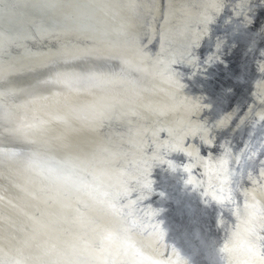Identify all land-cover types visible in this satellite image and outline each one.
<instances>
[{"label": "bare ground", "instance_id": "obj_1", "mask_svg": "<svg viewBox=\"0 0 264 264\" xmlns=\"http://www.w3.org/2000/svg\"><path fill=\"white\" fill-rule=\"evenodd\" d=\"M11 1L0 102L57 151L0 165V264H264V0ZM70 55L120 70L7 100Z\"/></svg>", "mask_w": 264, "mask_h": 264}, {"label": "water", "instance_id": "obj_2", "mask_svg": "<svg viewBox=\"0 0 264 264\" xmlns=\"http://www.w3.org/2000/svg\"><path fill=\"white\" fill-rule=\"evenodd\" d=\"M44 1V0H43ZM10 5L12 3L11 0H1V3H5ZM45 2V1H44ZM162 2V0H161ZM47 3V2H45ZM16 6V4H14ZM11 6V5H10ZM12 11L18 10L19 7L16 8L10 7ZM33 6V5H32ZM52 6H55L52 5ZM34 7V6H33ZM38 12L40 13L39 19H45L49 17V13L54 11V8L51 7L49 9H45L43 5L39 6L37 8ZM31 15H36L34 13H29ZM22 16V15H21ZM19 17V16H18ZM24 23L15 19L17 17H14L12 15L11 17L7 16V18H3L0 16V30H6V32L10 31L11 35L15 36V32L21 33V34H32L30 31V28L32 25L30 21L24 15ZM39 21V22H40ZM29 26V27H28ZM59 70H63L65 73H68L65 75L64 78L57 79L56 73ZM117 70H120V61L118 58H112L110 56L108 57H100V58H94L89 55L87 56H81V57H74L73 55H70L68 58L63 59H56V61H52L48 63L44 68L39 69L38 71L30 72L29 74H24L21 77L15 75L14 77L11 76V79H17L22 78V82L24 83L26 87H24V90L21 92H17L9 97L7 99L9 102H19L20 100L18 98H21L23 95L26 96H42L47 93H63L66 91H69L71 93H74V90H77V92H84L87 89H97L101 88L100 85L102 84V81L108 80L109 76H115L116 74L113 73ZM17 79L19 81L20 79ZM3 82L0 83V86H2ZM98 86V87H97ZM106 87L102 86V89H105ZM95 91V90H94ZM84 94V93H79ZM85 96V95H84ZM11 109V108H10ZM17 112L15 110H8L5 106V103L2 104L0 102V139L2 141L8 142L9 140L12 141L11 148H0V165L7 164V162L11 161L15 157H17L20 154H23V152H27L29 155L33 153L31 150H26L27 148L24 147L25 144H28L30 147L34 146L37 147V143H34L33 138H36L35 140H39L37 142L42 143L41 146L43 151L48 153V151L53 150L54 152L57 151V148H55L57 145L55 142H53L51 139L50 142H46V145L42 141V135L39 137L36 135L35 131L30 130L31 134L30 139L26 134H24V137H28L27 140H22V134L19 133H12L11 128L12 122L17 119L16 117ZM21 137V138H19ZM49 144V145H48ZM35 148H33L34 150ZM36 153L32 155L31 158L35 159ZM55 156V154H54ZM24 157V155L22 156ZM56 158V157H53ZM21 159L19 156L16 160ZM48 160V159H46ZM56 162L57 161H53ZM60 162V161H59ZM21 169V170H20ZM20 170V171H19ZM18 172L15 174V177L17 179L18 177H21V175L24 173V168L20 166ZM38 172V169L34 170ZM23 176L21 177V179ZM19 180V179H17ZM23 190V189H22ZM38 246V244L36 245Z\"/></svg>", "mask_w": 264, "mask_h": 264}, {"label": "rangeland", "instance_id": "obj_3", "mask_svg": "<svg viewBox=\"0 0 264 264\" xmlns=\"http://www.w3.org/2000/svg\"><path fill=\"white\" fill-rule=\"evenodd\" d=\"M25 147V146H24Z\"/></svg>", "mask_w": 264, "mask_h": 264}]
</instances>
